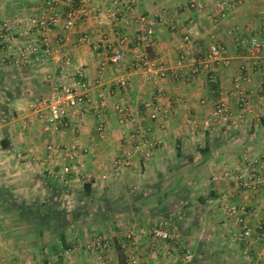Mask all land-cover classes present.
I'll list each match as a JSON object with an SVG mask.
<instances>
[{
	"label": "crops",
	"instance_id": "0c3cea01",
	"mask_svg": "<svg viewBox=\"0 0 264 264\" xmlns=\"http://www.w3.org/2000/svg\"><path fill=\"white\" fill-rule=\"evenodd\" d=\"M77 1L54 2L61 19L42 30L31 27L29 20L49 12L46 0H0V24L8 21L18 35L13 36L11 55L0 51V264L40 263L35 259L61 264L59 252H52L64 250L57 236L29 220L27 208L44 202L52 208L61 202L63 214H68L64 233L66 248L73 252L70 264H84L86 257L77 251L79 236L72 240L68 227L76 224L82 236L91 219L111 223L110 229L125 226L113 229L106 249L112 264H129L132 254L138 264H177L184 248L192 252L185 264H264L258 234H242L241 224L218 206L221 195L228 194L230 201L254 210L244 215L247 223L264 222L260 72H253L248 111L238 106L232 89V78L244 62L237 34L246 27L264 29V0H197L196 10L187 7L189 0H138L130 12L122 0H85L84 14L65 29L63 19ZM139 14L156 19L155 40L135 48ZM191 23L195 27L188 46L182 36ZM211 37L230 57L228 64L207 65L213 69L211 83L206 65L188 81L166 77L157 83L135 66L139 57L167 68L180 58L201 57ZM43 38L53 49L51 56L40 50L21 65L11 62L18 48ZM116 47L124 51L120 61L112 58ZM77 70L83 72L89 100L71 111L66 127L55 129L30 105L48 95L55 83L74 82ZM122 77L125 85L120 84ZM220 88L228 90L227 115L214 111ZM152 111L157 114L153 119ZM122 114L130 119L122 122ZM205 120L208 127L203 126ZM127 151L129 159L117 165ZM68 152L74 153L73 159ZM244 155L257 159L254 168L262 178L257 192L243 191L236 177L224 174L226 166H249ZM66 165L70 173L63 180L59 174ZM84 184L90 185V196L84 195ZM76 189L80 196L69 200ZM90 204L91 213L85 210ZM160 221L171 226L175 241L164 247L148 236L123 242L127 227ZM47 247L51 254L43 257Z\"/></svg>",
	"mask_w": 264,
	"mask_h": 264
},
{
	"label": "built area",
	"instance_id": "2783aa9c",
	"mask_svg": "<svg viewBox=\"0 0 264 264\" xmlns=\"http://www.w3.org/2000/svg\"><path fill=\"white\" fill-rule=\"evenodd\" d=\"M58 0H46V8L49 12L46 15H42L37 18H30L29 23L31 27L39 28L42 30H49L61 19V13L54 9V2ZM138 0H122V7L130 12L136 8ZM85 0H78L77 4L71 7L65 18L63 19V27L65 29L71 28L75 21L84 14ZM189 9L200 8V3L197 0H189L187 3ZM216 21L215 17H212ZM138 22L140 23L139 32L134 39L135 48H139L145 45H150L155 40V27L156 19L154 17L146 16L143 14L137 15ZM194 23H191L185 30L182 40L184 44L190 46L193 42L192 33ZM11 25L3 23L0 26V51L10 54L13 51L14 41L11 34ZM240 34V35H239ZM237 44L243 52L244 62L240 65L238 73L232 78V89L235 92L236 101L239 107L243 111H248L250 108L249 94L251 90V84L253 82V72L259 71L261 79L258 83V95L257 100L259 103L264 104V29L252 30L248 27L241 33L237 34ZM208 45L207 53L201 57L191 55L187 58V61L180 58L175 66L165 67L154 60H150L144 57H139L135 66L140 68L144 73L148 81L157 83L159 79L169 77L173 80L188 81L191 75H197L202 71V66L206 65L208 71L206 72V80L208 83L214 81L212 68L207 65H213V68L218 65H224L229 63V55L226 48L213 37ZM123 44V40H120ZM42 51L45 55L51 56L53 49L51 45L44 38L42 41H33L21 46L17 49V53L12 58L11 62L16 65H21L26 62L30 53ZM4 57H8L5 55ZM112 58L114 61H120L124 58V51L121 47H116L113 51ZM77 79L72 83H55L48 95L38 98L30 105V108L35 113H39V116L45 118L53 128H64L69 124L70 113L74 108H81L88 100L89 94L85 82L82 80V70H77ZM120 84H126V77L120 79ZM228 90L220 88L217 93V97L214 102V111L218 114L227 115L230 113V105L227 98ZM148 105H152V102H148ZM117 108L121 110L118 106ZM157 116L155 111L149 113L151 119ZM130 119V115L126 116L122 114L121 121L126 122ZM210 125L208 120L203 122L204 127ZM102 127H100V133ZM102 134V133H101ZM69 159L74 158V153L68 152L66 154ZM131 155V151H127L122 158L115 161L117 165H120L127 161ZM244 160L248 161L249 166L242 167H227L225 168V175L236 177L238 186L240 189L250 192H257L262 182L261 176L255 171L254 165L257 159L244 155ZM70 170L66 165L62 168L59 176L63 180H67ZM218 206L221 211L241 224V231L244 235H256L264 245V222L258 225H251L246 222L244 215L253 214L254 210H248L244 205H239L236 202L230 201L228 194H222ZM125 236L128 239L135 237L148 236L159 247H164L166 244L175 241L177 235L169 228L162 226H137L126 231ZM2 238V231L0 229V239ZM108 241L102 235H97L87 248L94 250L95 254L103 258V253L108 248ZM69 249L65 250L68 253ZM261 253L264 254V246ZM181 261L177 264H185L192 258V252L187 248L183 249ZM132 260L134 256H131Z\"/></svg>",
	"mask_w": 264,
	"mask_h": 264
},
{
	"label": "rangeland",
	"instance_id": "374dc122",
	"mask_svg": "<svg viewBox=\"0 0 264 264\" xmlns=\"http://www.w3.org/2000/svg\"><path fill=\"white\" fill-rule=\"evenodd\" d=\"M5 22L8 23V21H5L4 20V22H2L0 24V26L3 23H5ZM13 30L14 29H11L12 36H14V35L15 36H18L17 34H14L15 31L13 32ZM79 196H80V193L76 189L75 192H74V194L69 197V200H74L75 201L76 199H78ZM59 201H60V199H59ZM42 204H46L49 207V204L47 202H44ZM42 204H40V205H42ZM70 205H71L70 207H72V209L75 207L74 202H71ZM54 208L55 209H63L62 208V203L60 202V203L56 204L54 206ZM85 210H86V212L91 213L92 211H94V206L92 204H90L89 206H87V208ZM89 222H90V224H85L84 230L82 231V233H84V235L82 234V236H80V234H79L80 232L77 231L76 224H74L72 227L71 226L68 227V228H70V230H68V233H69V235H70V237H71L72 240H75V242H76V239H77L76 236H79L78 238H79V242H81V246H80L81 248L79 250H77V251H79V252L82 253L81 255L83 256V258L86 257V261L84 262V264H112L111 258H110V256H108V254H107L106 251L103 253V255L105 257L100 258L96 254H92L94 252V250H92V253H89V251L91 249L87 248V245L90 244L91 241H93L94 238L97 235L104 236L107 239V241H108V243L110 245L111 239H112V237L114 236L115 233L113 231L114 228L113 229H110L109 226H113V225H111V223H109V222H107V223L106 222L105 223H103V222H96L95 223V221L93 219H91ZM68 224H70V223H68ZM166 224L167 223H165L163 221H160L159 223H154L152 225H146V224L144 225L143 224V226L148 227V226L156 225V226H162V227H166V228L171 229V226H167ZM139 226H141V225H139ZM124 228H125V226L122 223L121 224H117V226H115V229L116 230L124 229ZM131 228H135V227H127V229H125V233H126V231H128ZM0 229H1V227H0ZM80 230H82V229H80ZM119 235H121V234L119 233ZM124 239L125 240H123V242L126 243L127 242L126 239H128V238L126 237ZM109 245H108V247H109ZM47 248H48V250H46L45 252L43 250V252H41L43 254L40 253L41 255H43V257L45 256V254H47L48 256L51 254L50 253V248L49 247H47ZM68 249H69L68 253H65V250L59 251V250H56L55 248H53V251H52L53 252V255L56 256V253L59 252L58 257H60V263L61 264H70L71 263L70 261L72 260L73 252L71 251L70 248H68ZM77 255L80 256L79 253ZM131 256H134V259L133 260H132ZM41 261H43V260L42 259H39V260L35 259V263L36 262H40V263H37V264H41ZM128 261H129V264H138L137 255H133V254L130 255Z\"/></svg>",
	"mask_w": 264,
	"mask_h": 264
},
{
	"label": "trees",
	"instance_id": "16d2710c",
	"mask_svg": "<svg viewBox=\"0 0 264 264\" xmlns=\"http://www.w3.org/2000/svg\"><path fill=\"white\" fill-rule=\"evenodd\" d=\"M2 146L5 147V143ZM83 192L85 196L91 195V187L89 184H84ZM27 209L28 213L31 215L29 220L31 222H35L42 230H48L49 232L55 234L62 248L67 250L68 248H66V235L64 233V228L68 224V214L64 215V211L62 209H55L50 207V205L48 207L45 204ZM23 210V208H20V211L25 212Z\"/></svg>",
	"mask_w": 264,
	"mask_h": 264
}]
</instances>
